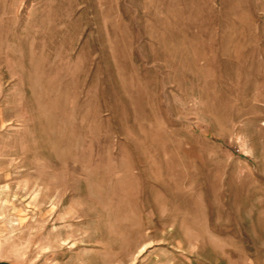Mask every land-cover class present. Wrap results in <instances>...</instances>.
Here are the masks:
<instances>
[{"label": "rangeland", "instance_id": "rangeland-1", "mask_svg": "<svg viewBox=\"0 0 264 264\" xmlns=\"http://www.w3.org/2000/svg\"><path fill=\"white\" fill-rule=\"evenodd\" d=\"M0 264H264V0H0Z\"/></svg>", "mask_w": 264, "mask_h": 264}]
</instances>
